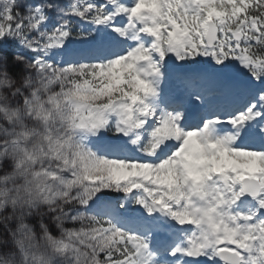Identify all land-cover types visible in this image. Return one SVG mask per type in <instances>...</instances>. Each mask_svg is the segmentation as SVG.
I'll return each instance as SVG.
<instances>
[{"label":"snow or ice","instance_id":"1","mask_svg":"<svg viewBox=\"0 0 264 264\" xmlns=\"http://www.w3.org/2000/svg\"><path fill=\"white\" fill-rule=\"evenodd\" d=\"M0 177V253L43 224L77 264H264V0H0Z\"/></svg>","mask_w":264,"mask_h":264},{"label":"clouds","instance_id":"2","mask_svg":"<svg viewBox=\"0 0 264 264\" xmlns=\"http://www.w3.org/2000/svg\"><path fill=\"white\" fill-rule=\"evenodd\" d=\"M66 115V114H65ZM56 126L64 127L65 132H67L66 119H61L59 116L55 118ZM68 139L71 140V133H68ZM8 141H5L7 143ZM46 143L43 134L41 136L36 137L33 140L32 145L29 148L31 152L33 148L40 149L41 145ZM76 152L74 142L66 143L64 148V156L71 158L74 156ZM22 161L23 157H19ZM26 172L29 173L28 176H23L21 180V184L18 187H24L29 181L35 182L36 177L40 176L38 183H35L34 188L32 189L33 195L32 199L40 198V193L35 191V188H39L40 185H43L47 179V177L37 171H33L31 169V165H29L26 169ZM0 179H3L0 177ZM49 190H52L54 195L60 201V203H56L55 207L60 208L64 203L68 202V197L65 196V193H74L77 191L78 186L75 182L71 181L70 178H65L63 180H57L54 185H49ZM43 191V189H41ZM74 199V197H71ZM41 203H46L51 206L52 202L50 198L45 193L44 198L40 199ZM4 207L11 208L12 203L4 204L0 201V212L3 211ZM19 208V206H18ZM16 219L19 221V211L17 209ZM68 219L71 218H61ZM10 222L9 215L0 216V223L7 225ZM58 229L61 228V224L57 223ZM41 233L37 235L31 229L28 231H17L13 236V246L15 248V252L11 253H0V264H77V262L69 256L65 251L62 245L57 244L55 241L57 239H63L66 243L68 242L67 234H64L62 237L50 238L49 233L47 232L45 226L41 224ZM61 231H63L61 229Z\"/></svg>","mask_w":264,"mask_h":264},{"label":"rangeland","instance_id":"3","mask_svg":"<svg viewBox=\"0 0 264 264\" xmlns=\"http://www.w3.org/2000/svg\"><path fill=\"white\" fill-rule=\"evenodd\" d=\"M24 2H26V3H32V2H34V0H24ZM58 2L61 3V4H64V3H66L67 1H65V2L63 3V2H61L60 0H58ZM74 23H77V21L75 20V18H74ZM12 51H14V49H10V50H9V55L11 54ZM24 55H26L27 57L30 58L32 54H31L30 52H24ZM233 63H236V62H233ZM237 67H239L238 64H237ZM113 195H115V194H113ZM68 226L71 227L72 225L69 224ZM54 232H55V230H54ZM56 234H58V233H56Z\"/></svg>","mask_w":264,"mask_h":264},{"label":"trees","instance_id":"4","mask_svg":"<svg viewBox=\"0 0 264 264\" xmlns=\"http://www.w3.org/2000/svg\"><path fill=\"white\" fill-rule=\"evenodd\" d=\"M60 1L64 3V2L67 1V0H60ZM236 64H238V62H236Z\"/></svg>","mask_w":264,"mask_h":264}]
</instances>
